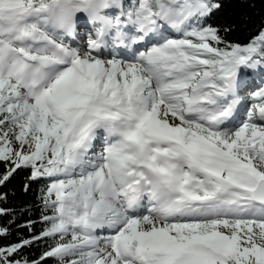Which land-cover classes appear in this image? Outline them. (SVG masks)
<instances>
[{
    "label": "snow or ice",
    "instance_id": "snow-or-ice-1",
    "mask_svg": "<svg viewBox=\"0 0 264 264\" xmlns=\"http://www.w3.org/2000/svg\"><path fill=\"white\" fill-rule=\"evenodd\" d=\"M223 6L0 0V264H264V0Z\"/></svg>",
    "mask_w": 264,
    "mask_h": 264
},
{
    "label": "trees",
    "instance_id": "trees-1",
    "mask_svg": "<svg viewBox=\"0 0 264 264\" xmlns=\"http://www.w3.org/2000/svg\"><path fill=\"white\" fill-rule=\"evenodd\" d=\"M251 0H223V8L214 15L213 20L214 21H223L225 19H231V18H241L245 15L252 17V18H258L260 13V8H251L249 7V3ZM259 3V0H257V4ZM235 38L243 39L244 33L241 30L238 33L233 34ZM20 180L21 177L17 176L13 178L9 184L8 188H14L16 190V195L9 196V203L10 204H19L21 200H30L31 199V192L27 195H21L20 192Z\"/></svg>",
    "mask_w": 264,
    "mask_h": 264
}]
</instances>
